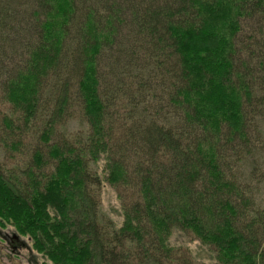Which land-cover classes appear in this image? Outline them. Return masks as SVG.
Wrapping results in <instances>:
<instances>
[{
    "label": "trees",
    "instance_id": "16d2710c",
    "mask_svg": "<svg viewBox=\"0 0 264 264\" xmlns=\"http://www.w3.org/2000/svg\"><path fill=\"white\" fill-rule=\"evenodd\" d=\"M62 1L60 15L55 0H19L24 14L0 0V40L25 52L11 71L0 58L5 147L30 128L46 147L31 164L52 163L25 181L0 171V220L52 264H194L175 231L218 264H264V0L213 26L218 0ZM100 155L122 229L99 212Z\"/></svg>",
    "mask_w": 264,
    "mask_h": 264
},
{
    "label": "rangeland",
    "instance_id": "374dc122",
    "mask_svg": "<svg viewBox=\"0 0 264 264\" xmlns=\"http://www.w3.org/2000/svg\"><path fill=\"white\" fill-rule=\"evenodd\" d=\"M61 1L62 0H55L58 10H60L58 13L60 15H62L61 10H64V5L61 7ZM18 2L19 0H14L13 8H16L17 11L20 10L19 12H21V14L27 12L23 10L22 6H16ZM234 2L235 0H218L216 5L210 9L212 11H210L211 17H209V26H213L215 21L220 22L221 18L232 10L235 5ZM191 40H193L191 37H188L187 41L186 39H183V44L186 43L191 46V43H189ZM203 40L207 44L210 42L206 39ZM199 43L201 45V42ZM0 44L3 46V52L0 51L2 65H4L5 70L7 69L11 71L12 68H14L16 64H18L19 61H22L21 59L25 57V52L22 50L19 51V48H23V46L15 43L10 47V43L7 44L3 40H0ZM184 50L187 51V49ZM2 76L5 77L4 74ZM9 105L10 104L2 99L0 95V120L4 114L8 112L10 108ZM70 112L72 115L71 118L67 119L66 123L60 122L57 127V132L61 134L60 139L65 138L64 136L69 138V135L78 128L80 110L77 106H73L70 108ZM13 120L16 126H23L21 124L22 119L19 115H16ZM33 131L35 130L23 128L21 132H14V134H12V136H14L12 140L19 141L15 146L11 145V147L7 146V148L5 147V145H7L5 144L6 140L3 139L5 135L0 131V171L3 174H14L21 177L22 181H25V172L28 170L34 172L37 176L46 174L50 171L52 163L43 164L41 167H36L34 164H31L32 153L35 148L40 149L44 155L46 153V147L44 144L40 143V140L37 138L38 131L35 134ZM57 140L56 137L55 141ZM10 141L11 140H9V142ZM206 149L207 148L204 150L206 151ZM91 166L101 180L99 193L100 214H102L104 219H110L114 227L117 229L124 228L127 226L129 220L123 213L117 190L110 181V173L106 164L105 155H100L96 161L91 163ZM2 222L3 224H0V264H52V261L49 260L46 255L33 248L32 241L27 234H20L16 232L9 223H6L5 221ZM168 239L176 247L178 246L187 249L194 264H218V261L213 258L214 254L210 252L206 246L202 245L199 239H197V237L191 232L184 233L182 231H175Z\"/></svg>",
    "mask_w": 264,
    "mask_h": 264
}]
</instances>
